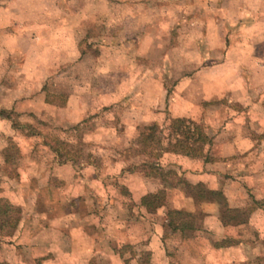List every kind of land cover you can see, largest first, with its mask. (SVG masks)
I'll use <instances>...</instances> for the list:
<instances>
[{"label": "rangeland", "instance_id": "374dc122", "mask_svg": "<svg viewBox=\"0 0 264 264\" xmlns=\"http://www.w3.org/2000/svg\"><path fill=\"white\" fill-rule=\"evenodd\" d=\"M45 4L71 30L22 31ZM0 5V110L22 127L0 116V159L29 135L0 184V264H264V0ZM247 133L253 149L221 156ZM142 199L154 213L132 214ZM235 207L250 223L223 226ZM169 209L196 230H171ZM240 239L257 245L219 251Z\"/></svg>", "mask_w": 264, "mask_h": 264}, {"label": "trees", "instance_id": "16d2710c", "mask_svg": "<svg viewBox=\"0 0 264 264\" xmlns=\"http://www.w3.org/2000/svg\"><path fill=\"white\" fill-rule=\"evenodd\" d=\"M0 116H2L3 118L11 121V125L16 131L18 129L22 128L17 121L11 119V112L10 111L0 110ZM185 121H186V119H182L181 120V122H185ZM183 124L181 125V127H183V134L189 133V134H191V136H194L193 132L190 131L189 126H188V124H190V121H189V123L184 124V126H183ZM179 128L180 127H178V126L176 127V131L177 132H179L178 131ZM195 130H196V132H198L197 131L198 129L195 128ZM181 133H182V131H181ZM25 136H29V135H25ZM25 136H22V135L20 136V134H18V137H16V139H15V140H17L15 144L17 145V143L19 141L23 142V144H24L26 142L24 140ZM191 136L187 137V138H191ZM258 136L264 137V133H261ZM149 137L150 136H148V137L146 136L145 139H148ZM11 144L6 149V151L1 153V157L2 158L0 159V168H2L3 172L6 170V168L9 165L13 164L16 160H18V158L16 159V157L13 154V151H12V150L16 149V152H17V155H18L17 148L14 147L15 144H12V145ZM53 151H55V150H53ZM55 154H57V152ZM66 158L67 157L64 156V154H62V153L57 154V160H58L59 165H62V164L64 165ZM12 175H13V173H12ZM7 176L8 175L5 172H4V174L0 173V184H2V182L4 184L5 181H2V179L6 178ZM1 192H2V186L0 185V193ZM0 200H1V197H0ZM134 205L137 207L136 208L137 210L133 208ZM140 206H143V207L147 208V211H149L151 213H154V210H153L152 206H150V203H148V200L142 199L139 203H137V202L133 203L132 210H131L132 214L136 213V215H138V213H141V210H140L141 207ZM251 212H252L251 210H245V209H242L241 207L227 208L226 211H225V215L223 217V220H224L222 222L223 226L237 227V226H240V225H244L246 223L247 219L249 218ZM195 219H196V215L195 214L189 213V212H186V211H183V210H176V209H169V211L165 215V222L168 221L169 228L171 230H173V231L179 232L183 236H185V235H187L188 233H191V232L193 233L196 230V221H195ZM0 239H1V237H0ZM227 242H229V241H227ZM125 261H126L125 264H129V260H125Z\"/></svg>", "mask_w": 264, "mask_h": 264}, {"label": "crops", "instance_id": "0c3cea01", "mask_svg": "<svg viewBox=\"0 0 264 264\" xmlns=\"http://www.w3.org/2000/svg\"><path fill=\"white\" fill-rule=\"evenodd\" d=\"M6 1V0H5ZM3 3V1H1ZM52 4H45V5H40L38 8H33V13L36 15V18L33 21H26L25 23L23 22V28L25 29H22V31L28 29L29 30V27L30 25H37L39 28H40V31L42 30V32H45L47 34H49V32L51 33H57V32H64V31H68L69 29L71 30V27L72 26H69V25H66L65 27H55V25L51 26V22L48 21V17H49V14H54V12L52 11L53 7H51ZM52 11V12H51ZM21 12V11H20ZM25 12L22 11V14H24ZM13 12L11 13V10L8 9V7H3V5H0V22H3L5 23L4 26H10L11 25V16H13ZM74 15V14H73ZM85 19L83 20V24L85 23ZM30 22H33L32 24H30ZM69 28V29H68ZM52 35V34H51ZM48 37V36H47ZM46 39V38H45ZM39 40L41 42H44L43 41V38L40 36ZM55 41V40H54ZM58 45L54 44V45H51V48H52V51H56L58 48ZM3 51H5L3 48H1ZM5 58H7L8 56V52H5L4 54ZM4 56H2V58L0 60H4ZM0 61V62H2ZM36 62V61H35ZM7 108V107H5ZM69 106L68 104L64 105L63 108H60V109H65V110H68ZM6 110V109H4ZM263 114H262V118H264V109H263ZM252 121H248V125L250 127V125L252 124L251 123ZM234 126L238 127H246L245 124L243 125H238L240 123H234V122H231ZM227 127V126H226ZM259 127H262L264 128V119L263 121H261L260 123V126ZM247 128V127H246ZM259 129V128H258ZM259 132L261 133H264V129L263 130H260L259 129ZM248 134V133H247ZM228 138V139H226ZM225 140H220L217 142L219 143V146L221 148V156L222 157H231V156H235V155H238V154H243L247 151H250L251 149H253V137L251 134H248V135H245L244 137H239V136H236V137H226ZM251 221V216L247 219L246 221V224L247 223H250ZM264 223V222H262ZM225 238V237H223ZM227 238H230V237H227ZM248 238V237H246ZM238 240V239H237ZM243 239H240L239 242L235 243L236 246H232V247H228V246H224V247H220V252H224L227 250V252L229 253H232L236 250L238 251H242L243 253L241 255H246V252H244V250H241V249H236V248H243L242 245L246 246L247 247H250L251 246H255L257 245L256 242L255 244L253 242H250V243H247V242H243L242 241ZM241 241V242H240ZM250 241H252V239H250ZM247 243V244H246ZM239 244V245H238ZM235 247V248H234ZM251 248V247H250Z\"/></svg>", "mask_w": 264, "mask_h": 264}]
</instances>
